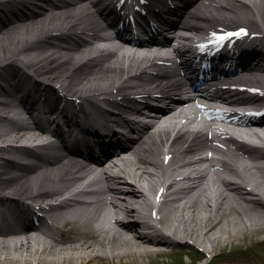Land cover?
<instances>
[{
  "label": "bare ground",
  "instance_id": "6f19581e",
  "mask_svg": "<svg viewBox=\"0 0 264 264\" xmlns=\"http://www.w3.org/2000/svg\"><path fill=\"white\" fill-rule=\"evenodd\" d=\"M244 1L239 5L227 2L226 10L221 8L220 13L212 12L210 16L215 24L230 26L231 21L249 24L246 18L257 14L264 25V0ZM40 2L33 6V12L26 8L19 16L11 15L0 20V121H9L7 113L11 111L24 124L21 112L16 109L23 107L14 104L13 99H8L20 91V85L26 87L20 98H29L39 92L42 95L45 91L55 94L56 88H61L80 98H95L105 102L116 100L118 103V97L123 98L125 92L136 85V79L146 73L142 65L147 59L132 55L133 49L121 46L110 51V57H104L106 49L93 45L82 48L66 41L71 39L66 33L58 35L55 43L51 42L52 39L42 34L82 24L88 19L96 20L99 10L93 0ZM27 3V0L0 2V17L4 10H19L26 7ZM201 18L205 19V15H201ZM28 80L33 84L28 86ZM249 80L264 89V76H253ZM169 135V129H162L152 137L143 138L132 157L127 158L129 169L117 171L130 174L137 187L135 184L123 192L124 196H117L118 201L112 195L111 211L102 207L107 200L110 202L106 195L93 207L70 205L61 214L54 213L56 227L63 230L60 239L47 235L50 240L46 241L34 231L23 236L0 238V264H109L120 259L144 264L151 255L169 251L165 246L172 242L153 240L138 231L140 225L130 222L129 218L140 213V209H159L162 225L190 237L208 251L238 235L262 230L264 166L259 172L256 169L247 172L248 166L243 165L245 174H240L235 169V158L231 156L230 165L235 167L232 174L248 177L252 181L257 190L253 194L255 200H249L239 186L231 193L221 187L208 191L205 185H213L214 182L209 181L213 178L208 177L207 173L198 181L202 186L180 189L183 199L172 197L171 192L176 190L180 182L177 176L179 166L183 163L178 155L190 150L188 140L191 135L180 133L167 145ZM30 137L29 130L22 126L0 129V140L4 142L0 144V190L45 199L50 196L65 197L75 183L83 182L82 177L75 175L80 164L68 158L51 166L19 169L12 155L6 154L25 149L12 145L11 141L28 140ZM192 145L195 143L192 142ZM164 146L167 147V153L173 154L168 162L164 161V155L160 158ZM112 168L118 169L119 166L115 163ZM160 176L167 178L165 192L163 188L158 189ZM141 182L147 190L162 194L160 204H152L147 194L141 192ZM52 185L54 187L50 188ZM58 185H62V188H58ZM113 213L114 218H120L121 222L110 221Z\"/></svg>",
  "mask_w": 264,
  "mask_h": 264
},
{
  "label": "rangeland",
  "instance_id": "374dc122",
  "mask_svg": "<svg viewBox=\"0 0 264 264\" xmlns=\"http://www.w3.org/2000/svg\"><path fill=\"white\" fill-rule=\"evenodd\" d=\"M250 232L245 235H238L236 238L223 241L217 248H213V252L218 255L212 264H231L237 262L239 264L249 262L255 264L257 259L247 249H252L259 257V264H264V231ZM261 241V242H260ZM170 252L164 254L151 255L149 260L144 264H198L196 256L188 247L171 246L165 247ZM202 263V261H200ZM114 264H118L114 261ZM123 263V261L121 262ZM138 264V263H131Z\"/></svg>",
  "mask_w": 264,
  "mask_h": 264
},
{
  "label": "snow or ice",
  "instance_id": "6c2138e0",
  "mask_svg": "<svg viewBox=\"0 0 264 264\" xmlns=\"http://www.w3.org/2000/svg\"><path fill=\"white\" fill-rule=\"evenodd\" d=\"M245 34H246L245 30L241 29L239 32H231L222 35L213 34L211 39L216 43H223L225 40H228L232 36H241Z\"/></svg>",
  "mask_w": 264,
  "mask_h": 264
}]
</instances>
